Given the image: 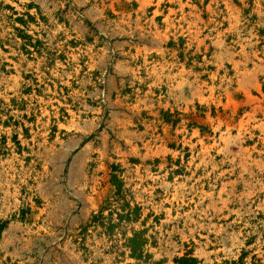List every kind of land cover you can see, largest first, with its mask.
<instances>
[{"label":"rangeland","instance_id":"1","mask_svg":"<svg viewBox=\"0 0 264 264\" xmlns=\"http://www.w3.org/2000/svg\"><path fill=\"white\" fill-rule=\"evenodd\" d=\"M0 264H264V0H0Z\"/></svg>","mask_w":264,"mask_h":264},{"label":"bare ground","instance_id":"2","mask_svg":"<svg viewBox=\"0 0 264 264\" xmlns=\"http://www.w3.org/2000/svg\"><path fill=\"white\" fill-rule=\"evenodd\" d=\"M160 12V9L158 8L156 11H155V14H158ZM21 56V58L22 59H27V57L25 56V55H20ZM20 76L19 75H17L14 79H15V81H16V83H17V85H16V87L18 88L19 86H20V78H19ZM70 113H71V115H74L73 113H72V111H70ZM44 136V138L46 139L47 138V135H46V133L45 134H43ZM174 178H176V177H174ZM179 182V181H178ZM182 183V182H181ZM180 184V183H179Z\"/></svg>","mask_w":264,"mask_h":264}]
</instances>
